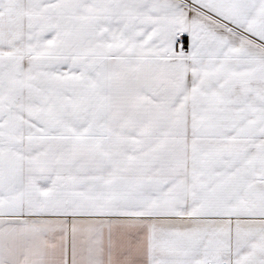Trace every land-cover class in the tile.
Listing matches in <instances>:
<instances>
[{"label": "snow or ice", "instance_id": "snow-or-ice-1", "mask_svg": "<svg viewBox=\"0 0 264 264\" xmlns=\"http://www.w3.org/2000/svg\"><path fill=\"white\" fill-rule=\"evenodd\" d=\"M0 264H264V0H0Z\"/></svg>", "mask_w": 264, "mask_h": 264}]
</instances>
